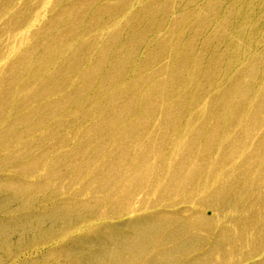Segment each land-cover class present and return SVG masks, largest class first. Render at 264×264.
Here are the masks:
<instances>
[{"label": "rangeland", "instance_id": "1", "mask_svg": "<svg viewBox=\"0 0 264 264\" xmlns=\"http://www.w3.org/2000/svg\"><path fill=\"white\" fill-rule=\"evenodd\" d=\"M263 60L264 0H0V264H264Z\"/></svg>", "mask_w": 264, "mask_h": 264}, {"label": "bare ground", "instance_id": "2", "mask_svg": "<svg viewBox=\"0 0 264 264\" xmlns=\"http://www.w3.org/2000/svg\"><path fill=\"white\" fill-rule=\"evenodd\" d=\"M206 8H207V7H206ZM206 8H205V9H206ZM208 12H209V11H208ZM246 17H247V16H246ZM221 19L224 20V19H226V18L223 19V17H222ZM221 19H220V20H221ZM226 21H227V20H226ZM226 21H225V22H226ZM258 56H259V55H258ZM256 57H257V56H256ZM263 61H264V60H263ZM249 63H250V62H249ZM252 63H253V62H252ZM228 65H229V64H228ZM243 65H245V64L242 63V66H243ZM233 66H234V65H233ZM236 66H238V65H236ZM239 66L243 69V67H242L240 64H239ZM229 67H230V66H229ZM252 67H253V66H252ZM230 69L233 70V68H230ZM242 69H241V70H242ZM254 69H255V68H254ZM243 70H244V69H243ZM248 70L250 71V68H249V67H248ZM236 71L239 72L238 70H236ZM236 71L233 70L234 75L237 73ZM225 72H226V71H225ZM225 72H224V73H225ZM227 72H228V70H227ZM229 72H230V71H229ZM244 72H246V70H245ZM244 72H243L242 74H244ZM252 72H254L253 69H251L250 73L252 74ZM224 73H223V74H224ZM239 73H241V72H239ZM248 73H249V72H248ZM250 73H249V74H250ZM223 74H222V75H223ZM231 74H232V73H231ZM231 74H230V75H227V76L230 77ZM245 74H246V73H245ZM251 74H250V75H251ZM234 75H233V76H234ZM237 75H238V74H237ZM237 75H236V77H237ZM246 75H247V74H246ZM233 76H232V77H233ZM238 76H239V75H238ZM242 76H243V75H242ZM242 76H240V77L243 79ZM251 76H252V75H251ZM251 76H248V77H251ZM220 77H223V78H224L225 76L223 75V76H220ZM234 77H235V76H234ZM227 78H228V77H227ZM241 78H240V80H241ZM245 78H246V77H245ZM230 79H231V78H230ZM235 79H238V80H236V82H238V81L240 82L239 77L234 78L233 80H235ZM224 80H225V81H224V83H225V82H226V79H224ZM248 80H249V78H248ZM216 82H217V81H216ZM219 82H221V81L219 80ZM219 82H218V83H219ZM241 82H242V80H241ZM234 83H235V82H234ZM234 83H233V84H234ZM225 84H228V83L226 82ZM217 85H218V84H216V87H217ZM224 86H225V85H224ZM224 86H222V87H221V86H220V87L218 86V87L222 89ZM241 87H242V86L240 85V88H241ZM225 88L228 89V88H230V87H226V86H225ZM225 88H223V90H225ZM234 88H235V89H238V87H233L232 90H231V89H228V90H231V91H232V94H231V92H230V94H228V93H229V92H228V93H227L228 95H227V94H224V93H226L227 91H226V92L223 91L222 94L219 93V92H217V93H219V94L221 95V97H222V95H227V96L230 98V96L237 94V91H239V90H235ZM221 89H219V90H221ZM233 89H234V91H233ZM219 90H218V91H219ZM243 90H244V88L241 89L240 93L243 92ZM153 91H154V90H153ZM235 91H236V92H235ZM220 92H222V91H220ZM233 92H234V93H233ZM238 93H239V92H238ZM240 93H239V94H240ZM229 95H230V96H229ZM218 96H219V95H218ZM227 96H225V97L227 98ZM225 97H224V98H225ZM233 97H234V96H232V98H233ZM235 97H237V96H235ZM235 97H234V99H237V98H235ZM219 98H220V97H219ZM224 98H222V99H224ZM232 98H231L230 100H232V101L234 102V99H232ZM224 100H225V99H224ZM228 100H229V99L227 98V99H226L227 103H230V100H229V101H228ZM236 101H237V100H236ZM213 128H214V127H213ZM209 129H210V128H209ZM209 132H210L209 134H211V133L214 132V130H212V132H211V129H210ZM202 134H203V133H201V135H202ZM205 136H207V134H206ZM214 137H215V136H214ZM214 137H213V138H214ZM213 138H212V140H213ZM198 139L201 140L200 137H199ZM217 139H219V138L215 137V139H214L213 141H215L216 143L220 142L219 140H221V139H219V140H217ZM203 140H204V139H203ZM203 140H202V141H203ZM204 141H205L206 145L209 144V142H211V143L213 142V141H210V140H209V142H208V139H207V141H206V139H205ZM198 142H199V141H198ZM207 142H208V143H207ZM202 143H203V145L206 147V148H204V149H205V150L207 149V151H209L210 149H212L213 145H215V146H218V145L220 146V145H221V144H219V143H218V145L213 144V143H212V144L210 143V146L212 145V147H210V146L207 147L208 145L206 146V145L204 144V142H202ZM221 143H222V142H221ZM222 144H223V143H222ZM197 145H200V143H199V144L197 143ZM204 146H202V147L200 146V147H201V150H203V147H204ZM215 146H214V147H215ZM195 147H197V146H195ZM200 147H197V148L200 149ZM214 147H213V148H214ZM197 148H196V150L198 151ZM208 148H209V149H208ZM221 148H222V147H221ZM221 148L218 147V149H217V151H216V150H215L216 147H215V149H214V150H210V152H211V151H212L213 153H215V151L218 152L216 155H218L217 157L219 158L221 152H223V151L221 150ZM201 150H199V152H201ZM205 150H203V151H202V154H201V153H200V154L203 155V153H204ZM223 150H225V149H223ZM207 151H205V152H207ZM192 152H193V151H192ZM210 152H209V153H210ZM212 152H211L210 154H213ZM225 152H226V151H225ZM223 153H224V152H223ZM205 154H206V153H205ZM207 154H208V152H207ZM210 154H208V155H210ZM208 155H205V156L207 157ZM225 155H227V154H224V156H225ZM230 155H231V154H230ZM206 157L204 158V156H203L204 159H206ZM215 157H216V156H215ZM217 157H216V158H217ZM198 158H199V157H198ZM203 158H202V160H203ZM211 158H213L212 155H211V157H210L209 159H211ZM195 159H196V157H195ZM213 159H214V158H213ZM213 159H212V160H213ZM219 159L221 160V158H219ZM219 159H218V160H219ZM222 159H224V157H222ZM196 160H197V159H196ZM214 160H216V159H214ZM197 161H198V160H197ZM200 161H201V160H200ZM203 162H204V161H203ZM216 162H217V161H216ZM34 216H36V215H34ZM34 216H32V218H33ZM36 218H37V217H36ZM23 219H24V218H23ZM23 219H21V220L24 221L25 219H24V220H23ZM34 219H35V217L33 218V220H34ZM144 219H145V218H144ZM144 219H143V220H144ZM146 219H147V216H146ZM151 219H152V218H151ZM21 220H20V221H21ZM33 220L31 219L30 221H33ZM148 220H149V219H148ZM26 221H29V219H27ZM30 221H29V222H30ZM34 221H35V220H34ZM136 221H137V219H136ZM150 221H151V220H150ZM152 221H153V220H152ZM24 222H25V221H24ZM29 222H28V223H29ZM144 222H145V220H144ZM25 223H27V222H25ZM127 224H128V223H127ZM139 224H140V223H139ZM143 224H144V223L141 222L140 225H136V226H135L136 228H137L138 226H139V227H138L137 229L135 228L136 230H135V232H134V234H133V236H132V237H133V240H137V241H138V240H140V239H144L145 237H148V235L151 236L150 234H148V232H149L150 229L148 230L146 227H144V226L142 227L141 225H143ZM147 224L149 225V223H146V225H147ZM130 225H131V224H129L128 226H130ZM152 225H154V224L152 223ZM123 226H125V224H124ZM131 226H132V225H131ZM133 226H134V225H133ZM150 227H151V226H150ZM4 228H6V227H4ZM4 228H3V229H4ZM151 228H153V227H151ZM129 229H130V228H129ZM155 229H156V228H155ZM155 229H152V231L155 230ZM157 229H158V227H157ZM1 230H2V229H1ZM4 230H5V229H4ZM6 230H7V228H6ZM6 230H5V231H6ZM121 231H122V230H121ZM133 231H134V230H133ZM150 231H151V230H150ZM3 232H4V231H3ZM119 232H120V231H119ZM120 233H121V232H120ZM152 233H153V232H152ZM4 234H5V233H4ZM4 234H3V235H4ZM6 234H7V233H6ZM108 234H109V233H108ZM110 234H111V233H110ZM110 234H109V236H110ZM114 234H115V233H114ZM117 234H118V233H117ZM124 234H125V233H124ZM153 234H155V233H153ZM111 235H112V234H111ZM115 236H116V235H115ZM122 236H124V235H122ZM107 237H108V236H107ZM125 237H126V236H125ZM117 238H119V235H118ZM107 239H108V238H107ZM109 239H110V237H109ZM123 239H124V238H123ZM126 239H127V237L125 238V240H126ZM110 240H111V239H110ZM116 240H117V239L115 238L114 241H116ZM119 240H120V239H119ZM127 240H128V239H127ZM131 240H132V238H131ZM114 241H113V242H114ZM137 241H133V242H137ZM123 242H124V244H125V241H124V240H123ZM128 242H129V241H128ZM146 242H147V241H146ZM146 242H145V244H146ZM117 243H118V242H117ZM126 243H127V242H126ZM142 243H144V242H142ZM142 243H141V244H142ZM131 244H132V243H130V245H131ZM102 245L104 246V244H102ZM107 245H108V244H107ZM112 245H114V243H113ZM136 245H137V244H136ZM138 245H139V242H138ZM108 246H110V245H108ZM115 246H116V245H115ZM126 246H127V245H125V247H126ZM141 246H142V245H141ZM106 247H107V246H106ZM112 247H114V246H112ZM122 247H123V245H122ZM132 247H133V244H132ZM139 247H140V246H139ZM102 248H105V247H102ZM107 248H108V247H107ZM107 248H106V249H107ZM114 248H115V247H114ZM117 248H118V247H117ZM123 248H124V247H123ZM128 248H129V247H128ZM141 248H143V247H141ZM121 249H122V248H121ZM136 249H138V248H136ZM102 250H103V249H102ZM113 250H114V249H113ZM128 250H129V249H128ZM131 250H132V249H131ZM110 251H112V250H110ZM110 251H109V252H110ZM129 251H130V250H129ZM102 252H103V251H102ZM102 252H101V253H102ZM104 252H105V250H104ZM106 252H107V250H106ZM106 252H105V253H106ZM115 252H117V251H115ZM115 252H114V253H115ZM120 252H121V251H120ZM126 252H127V251H126ZM95 253H96V252H95ZM101 253H100V255H101ZM117 253H118V252H117ZM117 253H116V254H117ZM122 253H123V252H122ZM129 253H130V255H132L131 252H129ZM102 254H103V253H102ZM111 254H112V252H111ZM111 254L109 255L108 252H107V255H108L109 257L112 256ZM116 254H115V255H116ZM136 254H137V253H136ZM164 254H165V253H164ZM94 255H95V254H94ZM97 255H98V254H97ZM105 255H106V254H105ZM122 255H126V254H122ZM134 255H135V254H134ZM101 256L103 257V255H101ZM108 256H107V257H108ZM116 256H117V255H116ZM127 256H128V255H127ZM132 256H133V255H132ZM164 256H165V255H164ZM97 257H98V256H97ZM104 257H105V256H104ZM129 258H130V256H129ZM97 259H98V258H97ZM111 259H112V257H111ZM116 259H117V258H114V260H116ZM122 259H123V258H122ZM122 259H121V260H122ZM95 260H96V257H95ZM93 261H94V260H92L91 263H92ZM97 261H98V260H97ZM106 261H109V260L106 259ZM111 261H113V260H111ZM127 261H128V260H127ZM162 261H165V260H162ZM94 262H95V261H94ZM102 262H104L103 264L106 263V262H105V258H104V260L101 261V264H102ZM153 262H154V261H153ZM153 262H152V264H154ZM96 263H98V262H96ZM96 263H94V264H96ZM108 263H109V262H108ZM113 263H114V262H113ZM113 263H112V264H113ZM117 263H118V262H117ZM119 263H120V262H119ZM125 263H126V262H125ZM99 264H100V262H99ZM161 264H162V263H161Z\"/></svg>", "mask_w": 264, "mask_h": 264}]
</instances>
